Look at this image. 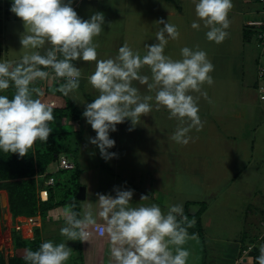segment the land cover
I'll list each match as a JSON object with an SVG mask.
<instances>
[{"label":"crops","instance_id":"crops-1","mask_svg":"<svg viewBox=\"0 0 264 264\" xmlns=\"http://www.w3.org/2000/svg\"><path fill=\"white\" fill-rule=\"evenodd\" d=\"M251 3L254 4L250 5L247 0H232L233 6L228 13L230 23L226 29L228 34L222 42L216 43L206 38L207 28L202 21L199 29L191 27L193 20L198 19L193 0H72L71 6L82 19H89L95 12L104 14L105 22L102 25L104 31L94 38L98 45L97 59L114 57L124 44L144 55L147 51L144 45L157 42L155 33L163 27L158 21L164 20L177 25L179 30L178 38L169 39L164 50L166 55L180 59L182 47L199 48L206 51L208 59L214 65L210 73L213 83L209 85L205 82L199 92H191V95L197 98L198 111L201 110L198 115L203 127L199 131L195 128L190 131L192 139L189 143L175 142L171 137L179 120L169 118L166 108L157 110L153 107L150 113L141 115L135 126L126 118L124 122L117 124L116 131H110V138L116 143L108 151L117 155L107 160H103L98 146L90 143L89 137H95L96 132L82 115L86 103H91L98 94L87 81V76L95 70V61H74L82 72L80 87L75 93L65 95L59 91L60 84L64 82L63 78L53 75L43 80L44 91H41L40 97L44 95L46 102L54 101L57 104H63L68 99L80 113L77 121L62 120L58 124L65 129L68 126L78 131L76 166L79 169L80 185L85 187V197L78 199L80 213L88 203L95 204L98 193L115 196L116 187L132 189L133 206L156 203L166 212L169 205L180 204L182 214L194 223L198 217L195 214L199 213L202 234L195 232L193 227L188 228L190 234H198V239H189L183 245L191 253L188 264H258L256 257L259 255V246L264 244V236L262 238L258 236L261 223L259 224L258 219L259 209L255 205L257 201L252 202L253 198L249 200L251 194L257 198L256 189L253 188V192H250L251 187L243 185L239 190L240 204H236L227 196L224 203L214 201L216 204L214 207L205 198L193 199L192 194L187 197L182 191L183 185L198 182L205 186L202 190L205 194L210 189L218 187L215 184L220 180L224 183L229 182L227 186L229 189L235 178L241 175L243 171L241 165L244 167L249 164L247 158L238 155L234 144L236 136L239 139V124L234 118L237 116L242 119V109L233 107L228 111V107L230 102L235 100L232 93L237 94L233 92L237 89L233 88L234 83L240 86L238 88L242 95L240 99L248 102L251 108L258 104V100L264 101L258 96L259 86L264 83V79L258 75L259 70L264 68L260 65L261 53L264 52L258 46L254 34L244 26L246 20L259 15V5L257 3L255 5L253 1ZM10 4L7 3V6H11ZM243 4L249 7L245 8ZM250 7H252L250 15L253 16L246 18L244 15L249 16L247 12ZM4 12L19 18L10 11V7L5 8ZM21 57L19 56V59ZM233 57H239L235 59L238 60L237 69L240 70L239 82H235L231 74L230 61ZM216 70H220L223 75L215 78ZM140 71L142 74L151 75L147 65ZM133 85L139 88L142 94L154 95V92L149 93L146 85L140 84L139 81L134 80ZM202 93H206V96ZM204 117L208 119L204 120ZM230 137H234V142H230L232 139ZM248 142L249 146L253 141ZM250 148L251 146L247 147V150ZM248 157L251 159L250 153ZM225 164L230 165L229 171L238 167V171L235 170L233 176H229L230 181L224 176L227 171L223 169L228 167ZM56 165L57 162L54 163L55 171ZM194 173L201 174L200 180L195 179ZM53 177L55 180L52 185H55V182L56 185H65L70 179V174L67 172L61 178L53 174ZM0 191L2 192L0 200H3L5 195L6 211L9 214L7 192L4 189ZM224 193L227 194L226 190ZM143 195H148V199L141 200ZM193 205L194 208L190 209ZM63 208L59 206L50 210L44 221L38 218L35 227L39 228L42 241L53 240L58 243L62 238L66 240L60 233V228L65 224ZM260 212H263V208ZM230 214H235V218L229 216ZM98 223L104 224L103 219L98 217ZM32 236L33 233L31 238ZM209 240L213 242L211 247ZM66 244L72 249L74 264H108L110 240L106 233L102 236L92 234L89 241L68 240ZM249 244L253 245V250L242 254V249Z\"/></svg>","mask_w":264,"mask_h":264},{"label":"clouds","instance_id":"clouds-1","mask_svg":"<svg viewBox=\"0 0 264 264\" xmlns=\"http://www.w3.org/2000/svg\"><path fill=\"white\" fill-rule=\"evenodd\" d=\"M193 2L198 19L191 27L199 29L202 21L206 38L222 42L228 34L232 0ZM71 5L72 0H11L10 11L25 27L22 48L32 51L25 52L18 62L0 60V151L23 157L34 143L48 140L53 130L49 124L54 120L53 110L39 98L42 93L34 82L54 75L63 78L60 92L75 93L82 76L76 60L95 61V70L87 81L98 94L86 103L82 115L96 132L95 137H89L90 143L98 146L104 159L117 155L108 151L116 143L110 131H116L117 124L126 118L135 126L153 107L166 108L169 118H177L179 124L171 138L180 144L189 143L190 131L203 127L197 98L191 92H199L205 82L213 83L210 73L214 65L206 51L184 46L180 59L166 55L169 39L178 38L179 30L177 25L160 20L163 27L155 33L157 42L145 44L144 55L124 44L114 57L97 59L94 38L104 31V14L95 12L89 19H82ZM145 65L150 68V76L140 71ZM134 80L154 95L142 94L133 85ZM10 86L14 89L11 98L3 94ZM114 191L115 196L98 193L95 204L85 205L82 213L75 210L74 203L66 205L62 210L65 224L60 228L66 240H44L36 250L26 249L23 259L28 264H66L72 255L66 241H89L90 229L95 228L109 237L108 264H188L191 253L183 245L189 239H198V234L188 232L194 222L182 214L180 204L169 205L166 212L156 203L133 206L134 190L116 187ZM147 199L148 195L141 197ZM256 260L264 264V244L259 246Z\"/></svg>","mask_w":264,"mask_h":264},{"label":"trees","instance_id":"trees-1","mask_svg":"<svg viewBox=\"0 0 264 264\" xmlns=\"http://www.w3.org/2000/svg\"><path fill=\"white\" fill-rule=\"evenodd\" d=\"M13 93L14 89L11 86L5 90V94L9 98L12 97ZM40 99L53 110L54 120L49 122L53 130L49 134L48 140L34 143L23 157H20L18 153L0 151V190L4 189L7 192L8 210L12 223H15L18 216L39 215L41 221H44L50 210L59 206L65 207L72 203L76 206L75 210L79 212V201L76 198V193L81 185L78 180L79 169L76 166V159H71L73 167L70 170L61 169L70 174V179L65 185H56L55 182V185L47 186V199L42 200L39 196V190L45 187V181L49 177H53L54 173L48 170L49 166L58 162L61 155L68 158L67 152L72 154L76 152L79 143L78 131L60 129L57 126L62 120L77 121L80 116L79 110L68 99L63 104H57L54 101L49 104L45 101L44 95ZM103 160L105 159L103 158ZM198 214H195L198 217L192 227L195 232L202 234ZM11 241L15 249L23 248L26 250L31 248L36 250L42 239L38 227L33 228L32 238L23 237L19 229L13 227ZM23 257L24 255L14 254L5 259L0 251V264H28Z\"/></svg>","mask_w":264,"mask_h":264},{"label":"rangeland","instance_id":"rangeland-1","mask_svg":"<svg viewBox=\"0 0 264 264\" xmlns=\"http://www.w3.org/2000/svg\"><path fill=\"white\" fill-rule=\"evenodd\" d=\"M248 2L250 3V5L254 4V3H251L252 1H248ZM7 3H11V0H0V60H10V61L18 62L20 60L19 56H23L25 52L31 51V49L22 48L21 38L25 31V27H24V24L21 18H14L11 15L4 12L5 8L10 7V6H7ZM243 5L245 6V8L249 7V5L247 4H243ZM247 11L248 9L246 10V12ZM251 12H252V7H250L249 12H247L249 16L247 15H244V16L246 18L253 16V15H250ZM217 58L218 57H215V59ZM238 58L239 57H233L232 60L230 61V64H232L231 74L233 75V79L236 80L235 82L240 81V70L237 69L238 60H235ZM233 64L236 66H234ZM260 65L264 66V53H261ZM233 67L235 69H233ZM222 75L223 73L222 72L220 73V70L215 71V78L217 76L219 77ZM43 83H44L43 80L38 79L34 82V86L38 89L41 88L42 90L40 89V91H44V88L42 85ZM234 84L235 85H232L233 88L235 87L237 89L233 92L237 94L233 95L232 93V98L234 97L235 100H233V102H230L228 111H231L230 109L233 107H235V109H242L241 110L242 119L241 118L239 119L237 116L236 118H234V120H236V122L239 124L238 126L239 139L236 136V141L234 142L233 140L234 137H230L232 138L230 139V142H234L235 148L236 150H238V155H242L245 158H247L249 160V164L244 167H243V164L241 165L243 168V171L241 175H239V177H236L235 180L231 183V187L229 189H227L229 182L224 183L220 180L218 184L214 183L215 185H218V187L213 188V190L210 189V191H207L206 193L204 192L205 194L202 193L203 192L202 190L205 189V186L198 182H193V184H190V185H183L184 188L182 191L186 193L187 197L189 194H192L191 197L193 199L205 198L206 201L211 202L212 207H214V205H216L214 201H216L217 203L218 201H222L224 203L227 201L226 200L227 196H229L233 201H235L236 204H240L241 203V200H240L241 192H239V190L243 188V185L245 187L250 186L252 189V191L250 189V192H253V188L254 190L255 189L257 190L256 191L257 198L255 197L254 194H251L249 195L250 197L249 200L253 198L251 199L252 202L257 201L255 205L258 207L259 213H260V214L258 213L259 214L258 219L260 220L259 224L260 223L262 224L264 223V101L259 102L258 100V104L256 106L253 105L251 108L250 106H248L250 105L248 104V102H245L243 99H240L242 95L238 92V88L240 87L238 83H234ZM228 88L232 89V87H228ZM3 94H5V92ZM34 96H35V93H34ZM229 98H230V95H229ZM200 111H198V113ZM236 114H237V111H236ZM203 119L207 120L208 117H204ZM58 128L65 129L64 127H61V126H58ZM66 128L70 129L68 126ZM248 140L253 141L251 142L249 146H248L249 144ZM250 146L251 148L247 150V147H250ZM76 150H78V148ZM246 150L248 151V153L251 154V159L248 157V153L246 152ZM66 154L68 155V158L70 160L71 159L77 160L76 152L73 153L75 155L69 152H67ZM225 165L228 167L227 169L226 168L223 169L227 171V174H225L224 176L228 177V180H229L230 179L229 176L230 175L233 176L234 171L235 170L238 171V167L237 168L234 167L232 168L233 169L232 171H229L231 170L230 165H227V164ZM48 170L50 172H53L54 175L59 178L64 177L65 175V171L63 170L61 171L54 170V163H52L49 166ZM199 176H201V174L195 175L194 177L195 179L200 180ZM224 190H226L227 194L224 193ZM1 194L2 192L0 191V195ZM262 208H263V212L261 213L260 209ZM6 209H7V205H4L2 200H0V251L2 252L5 259L13 256L14 254L21 255L25 253L23 248L15 249L11 241V230L13 227L15 228L18 227V224H19L18 222H20V220L23 219V216H18L19 218L16 217L15 223L14 222L12 223L10 219V214H8ZM234 215L235 214H230L229 216H233V218H235ZM19 227L21 228V230L19 231H21L22 236L27 237L28 236L26 232L27 226H19ZM261 233H262V228H260L259 235ZM64 241H65L64 238L60 240V242H64ZM209 241H210V247H211L213 242L211 240ZM66 264H74V258L71 256L69 260L66 262Z\"/></svg>","mask_w":264,"mask_h":264},{"label":"built area","instance_id":"built-area-1","mask_svg":"<svg viewBox=\"0 0 264 264\" xmlns=\"http://www.w3.org/2000/svg\"><path fill=\"white\" fill-rule=\"evenodd\" d=\"M248 1H253L259 5V10H258L259 15L257 17H253L246 20L244 26L246 29H248L250 32L254 34L258 46L260 47L261 51L264 52V0H248ZM258 75L259 78L264 79V68H261L259 70ZM259 98L261 100H264V83L259 86ZM49 104H52V101H50ZM72 167H73V162L70 159H68L66 156L61 155L57 162L56 170L70 169ZM53 183H54L53 177H49L45 181V187H42L39 190L40 199L42 200L47 199L48 197L47 186H51ZM38 218L39 215L30 216V217L23 216V219H21L20 222H18L19 224L17 229L21 230L19 226H27L26 232L28 236L26 238H31V235L33 233V228L36 226V222ZM99 224L103 225L102 223ZM261 228H262V233L259 235V238H262L264 236V223L261 224ZM90 231L92 232V234L102 236L95 228H91ZM252 248L253 245L249 244L246 248L242 249V254L248 253Z\"/></svg>","mask_w":264,"mask_h":264},{"label":"water","instance_id":"water-1","mask_svg":"<svg viewBox=\"0 0 264 264\" xmlns=\"http://www.w3.org/2000/svg\"><path fill=\"white\" fill-rule=\"evenodd\" d=\"M85 197V187L84 186H80L77 190V193H76V198L77 199H83ZM195 205L193 206H190V209L191 208H194Z\"/></svg>","mask_w":264,"mask_h":264},{"label":"bare ground","instance_id":"bare-ground-1","mask_svg":"<svg viewBox=\"0 0 264 264\" xmlns=\"http://www.w3.org/2000/svg\"><path fill=\"white\" fill-rule=\"evenodd\" d=\"M4 193V192H3ZM3 204L6 205V198L5 195L3 196V200H2Z\"/></svg>","mask_w":264,"mask_h":264}]
</instances>
